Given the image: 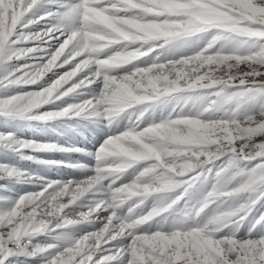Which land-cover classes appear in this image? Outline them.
I'll return each instance as SVG.
<instances>
[{"label":"snow or ice","instance_id":"1","mask_svg":"<svg viewBox=\"0 0 264 264\" xmlns=\"http://www.w3.org/2000/svg\"><path fill=\"white\" fill-rule=\"evenodd\" d=\"M0 117L108 129L94 153L0 131V264H264V0H0ZM33 152L95 165L2 158L87 167Z\"/></svg>","mask_w":264,"mask_h":264},{"label":"rangeland","instance_id":"2","mask_svg":"<svg viewBox=\"0 0 264 264\" xmlns=\"http://www.w3.org/2000/svg\"><path fill=\"white\" fill-rule=\"evenodd\" d=\"M21 63H23V61H21ZM49 77H51V74H49L48 77H45L44 80L37 85H29L23 88L13 89L12 91H37L44 86L47 81H49ZM85 98L87 97H81L80 99ZM51 107V105H46L41 109V111L49 110ZM156 114L157 116L160 115V109H157ZM126 122V119L122 120L121 125L123 126ZM3 130L13 131L15 136L20 139L55 142L56 144L64 147L86 149L87 153H94L108 133V129L103 124L97 125L87 120H57L48 122L17 120L6 122L2 117H0V131ZM28 154L44 160H64L69 163L80 164L87 167L72 168L62 165L39 164L30 160H21L19 156L11 154L2 158L7 163L17 164L20 167L27 169L29 173H32L37 177H45L48 180H67L70 178L81 179L89 175L90 172L87 169L95 165L94 157L90 154L75 152H33ZM38 186L39 182L35 184L17 183L11 185V190L14 194H21L25 191H35ZM3 206V204H0V207ZM244 230L245 229L242 228L241 232ZM39 239L43 240L44 238L40 237Z\"/></svg>","mask_w":264,"mask_h":264}]
</instances>
